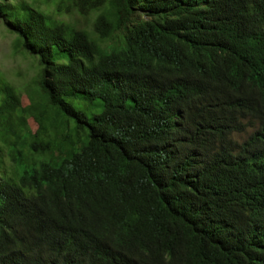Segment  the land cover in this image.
<instances>
[{
    "label": "trees",
    "instance_id": "1",
    "mask_svg": "<svg viewBox=\"0 0 264 264\" xmlns=\"http://www.w3.org/2000/svg\"><path fill=\"white\" fill-rule=\"evenodd\" d=\"M0 0V264H264V0ZM32 117L37 128L27 127Z\"/></svg>",
    "mask_w": 264,
    "mask_h": 264
},
{
    "label": "rangeland",
    "instance_id": "2",
    "mask_svg": "<svg viewBox=\"0 0 264 264\" xmlns=\"http://www.w3.org/2000/svg\"><path fill=\"white\" fill-rule=\"evenodd\" d=\"M31 1V0H28ZM41 9L46 10L51 15L59 16L65 20H75L73 14H67L63 10H56L57 0H37ZM14 35L8 32L0 23V72L2 76L21 93L20 103L25 110L32 108V102L25 93L30 79L34 73L35 62L29 57L20 53H14L12 41ZM27 127L34 131L37 123L32 117L27 119Z\"/></svg>",
    "mask_w": 264,
    "mask_h": 264
}]
</instances>
